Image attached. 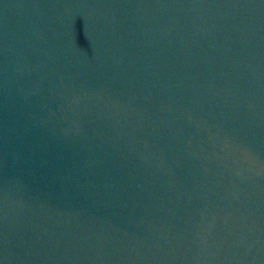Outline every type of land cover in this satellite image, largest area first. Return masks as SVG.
I'll return each mask as SVG.
<instances>
[{"label": "water", "instance_id": "obj_1", "mask_svg": "<svg viewBox=\"0 0 264 264\" xmlns=\"http://www.w3.org/2000/svg\"><path fill=\"white\" fill-rule=\"evenodd\" d=\"M0 264H264V0H0Z\"/></svg>", "mask_w": 264, "mask_h": 264}]
</instances>
